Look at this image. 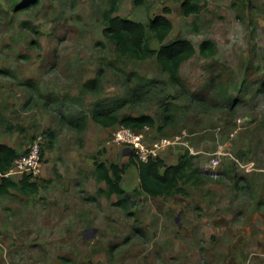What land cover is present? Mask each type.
<instances>
[{
  "label": "rangeland",
  "instance_id": "obj_1",
  "mask_svg": "<svg viewBox=\"0 0 264 264\" xmlns=\"http://www.w3.org/2000/svg\"><path fill=\"white\" fill-rule=\"evenodd\" d=\"M202 1L196 15L177 14L166 38H186L196 49L174 84L155 55L121 56L102 33L112 9L147 24L164 3L158 12L156 3L134 0H0V142L20 152L51 134L50 165L36 179L37 192L14 188L0 196V264H222L242 246L243 240L233 245L237 217L228 195L220 202L204 196L205 203L198 192L148 197L137 188L130 150L107 144L115 127L105 134L102 127L78 132L68 125L81 117L92 122L97 101L129 99L122 112L155 119L151 139L179 138L171 148L189 152L199 168L219 161L209 181L220 182L225 172L238 176V169L260 174L264 0ZM146 35L157 50L153 33ZM203 40L215 44L213 55L200 53ZM94 161L124 167L125 209L98 192L106 185L96 180ZM246 241L241 251L250 259Z\"/></svg>",
  "mask_w": 264,
  "mask_h": 264
},
{
  "label": "trees",
  "instance_id": "obj_2",
  "mask_svg": "<svg viewBox=\"0 0 264 264\" xmlns=\"http://www.w3.org/2000/svg\"><path fill=\"white\" fill-rule=\"evenodd\" d=\"M141 2L142 0H134L136 5ZM181 8L184 16L195 14L199 10L194 0H183ZM114 11L112 9L104 14L105 26L102 33L109 41L113 42L117 53L121 56H132L139 60L155 55L161 71L168 74L172 83L178 84L180 66L195 54L196 49L190 40L182 37L165 42L172 30V23L165 16L168 9L164 8V14L150 18L147 24L114 16ZM147 29L160 43L157 50L150 46L146 35ZM214 48L215 44L211 40H203L199 44V51L205 56L213 55ZM95 83V80H92L88 87L94 89ZM140 86L138 89L132 90L130 95L132 99L137 96V93L139 94ZM129 101V99L119 98L97 101L92 107L90 119L104 128L116 127L118 124L137 129L144 126L155 127V119L151 115L139 114L135 116L122 112ZM86 124L85 117L71 119L68 122L70 128L78 132L84 131ZM48 135L51 136L50 133ZM17 155L18 151L15 148L0 142V169H8ZM194 159V156L186 151L174 165H167L161 157H156L146 163L135 161L140 191L153 198L175 194L186 196L187 186L202 184L207 180L206 176L211 175L202 171ZM94 165L97 181L106 184V189L99 188L98 192L104 194L108 199L115 195L118 198L115 205L125 209L129 199L121 187L124 167L115 163L107 165L102 161H94ZM14 188L35 193L38 190V185L36 182H29L28 177H24L18 183L4 179L0 183V196L8 194L9 190Z\"/></svg>",
  "mask_w": 264,
  "mask_h": 264
},
{
  "label": "crops",
  "instance_id": "obj_3",
  "mask_svg": "<svg viewBox=\"0 0 264 264\" xmlns=\"http://www.w3.org/2000/svg\"><path fill=\"white\" fill-rule=\"evenodd\" d=\"M194 1L198 5V7L200 6V4L203 3L202 0H194ZM148 2L149 3H156L154 9L157 10L158 12L161 10V6H162L161 3H164V6L166 8L167 7L169 8V9L167 8L168 12L165 14V16L170 20L172 25H174V18H176L177 14H180L184 17V15L182 14V8H181V4H182L183 0H142V2L140 4L141 5L145 4V6H147ZM215 2L218 3V0H215ZM152 7L151 8L149 7L147 9L150 11V10H152ZM197 13L191 14V15L194 16ZM161 14H164V11L162 13L155 14L150 18H153L154 16L161 15ZM113 15L119 16V14H113ZM151 15H152V11H151ZM119 17H121V16H119ZM188 17H190V15L185 16V18H188ZM123 18H128V17H123ZM87 125H88V130H90V131H91V129H93L95 127L98 130H100V128H98V127H102L93 121L90 123L87 122L86 128H87ZM102 128H104V127H102ZM111 128H113V127L105 128L103 130V132L106 134L107 131L111 130ZM49 137H51V136L46 134L47 139H46L44 151H43V169H42L41 175H43L44 172H48L47 167L50 165L49 162H46V156H45V153L47 151L46 149H48V145H49ZM27 146H28V144H27ZM112 146H114V145H111V147ZM170 148L163 150L159 157H161L167 165H174L178 162L179 157L185 151L184 150L182 151L179 147H173L171 149ZM25 149L18 152V154L22 153ZM255 160L254 161L256 163H258V166L263 165L260 163V159L255 158ZM111 163L112 162H110L109 164H111ZM113 163H115V162H113ZM109 164H107V165H109ZM250 164H253V163H247L244 165H250ZM262 168L263 169L260 170V174L252 173V172L246 173L240 169H238V172H239L238 176H236V174H235L236 172H233V171H231V172H233V176L231 173L229 174V173L225 172L224 178L220 182L209 181V178L211 176H216V174L215 175H207L206 176L207 180L204 183L199 184V185H189L190 187L187 186V188H186L187 195H191V197L198 196V194H195V192H198L200 194V201L202 203H205L204 196H209V198H207L208 200L213 198V199L219 201V198L221 196H227L228 195L226 203L229 206L234 208L235 214L237 217L231 226L234 229L233 237H234L235 242H233V245H235V243L240 244L241 241L242 240L243 241H242L241 247H235L234 246L235 251L230 253L229 256H226L225 260L222 262V264H264V205L262 207H260V205L258 204L259 199L261 197H264V167H262ZM200 169L202 171H204L203 168H200ZM137 176H138L137 188L140 190L138 172H137ZM95 178H96V174H95ZM224 179H225L226 183H225V186L222 188L221 186H223L222 182ZM231 179H233V180H231ZM13 182L18 183L19 181H13ZM29 182H36V180L29 179ZM123 185H124V179H123V175H122L121 187L125 190ZM101 189H106V187L101 186ZM127 196H128V194H127ZM112 197H116V196L113 195ZM161 197H167V196H161ZM151 198H153V197H151ZM155 198H158V197H155ZM189 199H191V198H189ZM207 202L210 203L209 201H207ZM241 213H243L244 215ZM34 225H36V224L31 223V226L29 228H35L36 226L34 227ZM27 228H28V226H27ZM246 239H248L249 243L252 244V246H253L252 248H250L251 252L253 254L250 259L246 258L247 253H245L244 251L243 252L241 251V248H242V250H244V243L247 242ZM14 259L21 260V258H18V257H14ZM31 260L32 261H43L45 259L38 258V259H31Z\"/></svg>",
  "mask_w": 264,
  "mask_h": 264
},
{
  "label": "built area",
  "instance_id": "obj_4",
  "mask_svg": "<svg viewBox=\"0 0 264 264\" xmlns=\"http://www.w3.org/2000/svg\"><path fill=\"white\" fill-rule=\"evenodd\" d=\"M149 131V126L137 129L118 124L113 129L107 144L128 148L134 160L139 163H146L151 159H155L160 156L163 150L179 144V138L160 137L151 139L148 135ZM46 139V135L41 133L31 140L27 148L13 159L8 169H0V182L4 179L17 181L24 177L32 180L38 179L42 174L43 151ZM218 164V160L212 159L209 164L204 165L203 170L215 175ZM240 165L247 168L253 164Z\"/></svg>",
  "mask_w": 264,
  "mask_h": 264
},
{
  "label": "water",
  "instance_id": "obj_5",
  "mask_svg": "<svg viewBox=\"0 0 264 264\" xmlns=\"http://www.w3.org/2000/svg\"><path fill=\"white\" fill-rule=\"evenodd\" d=\"M87 238V237H86Z\"/></svg>",
  "mask_w": 264,
  "mask_h": 264
}]
</instances>
